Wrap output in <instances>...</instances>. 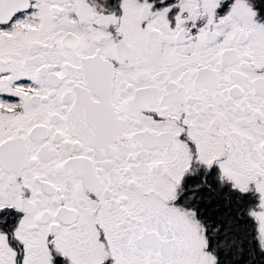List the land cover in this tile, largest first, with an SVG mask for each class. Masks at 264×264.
Segmentation results:
<instances>
[{"label": "snow or ice", "instance_id": "1", "mask_svg": "<svg viewBox=\"0 0 264 264\" xmlns=\"http://www.w3.org/2000/svg\"><path fill=\"white\" fill-rule=\"evenodd\" d=\"M0 264H264V0H0Z\"/></svg>", "mask_w": 264, "mask_h": 264}]
</instances>
